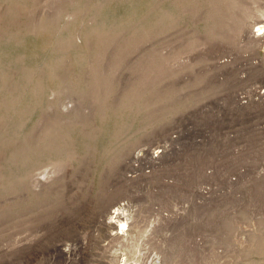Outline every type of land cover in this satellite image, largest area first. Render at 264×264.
<instances>
[{"label": "rangeland", "instance_id": "374dc122", "mask_svg": "<svg viewBox=\"0 0 264 264\" xmlns=\"http://www.w3.org/2000/svg\"><path fill=\"white\" fill-rule=\"evenodd\" d=\"M262 17L0 0V264H264Z\"/></svg>", "mask_w": 264, "mask_h": 264}, {"label": "bare ground", "instance_id": "6f19581e", "mask_svg": "<svg viewBox=\"0 0 264 264\" xmlns=\"http://www.w3.org/2000/svg\"><path fill=\"white\" fill-rule=\"evenodd\" d=\"M173 2V1H172ZM171 3V2H170ZM173 4V3H172ZM175 13L174 11L170 10L167 12V14L164 16L165 21H168L169 23H172L174 21ZM264 28V17H262L259 21L257 31L262 30ZM239 31V30H238ZM257 31H254L252 33V40L258 39L257 37ZM4 81V80H3ZM1 84V83H0ZM37 85V83H36ZM35 86V85H34ZM32 112V111H31ZM17 134V133H16ZM29 149V148H28ZM26 154V152H25ZM117 218V222H119V225L123 226L126 224V220L128 219V214L126 213V209L122 204H118L117 206L113 207V209L110 211L109 219L107 221L108 225L113 224V218Z\"/></svg>", "mask_w": 264, "mask_h": 264}]
</instances>
